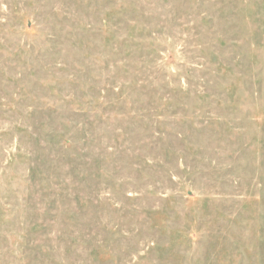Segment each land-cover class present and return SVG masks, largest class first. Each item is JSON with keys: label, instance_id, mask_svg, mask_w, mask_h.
Instances as JSON below:
<instances>
[{"label": "rangeland", "instance_id": "1", "mask_svg": "<svg viewBox=\"0 0 264 264\" xmlns=\"http://www.w3.org/2000/svg\"><path fill=\"white\" fill-rule=\"evenodd\" d=\"M0 264H264V0H0Z\"/></svg>", "mask_w": 264, "mask_h": 264}]
</instances>
